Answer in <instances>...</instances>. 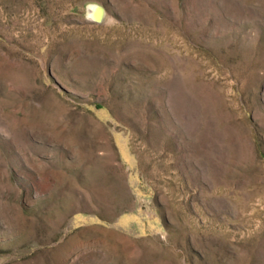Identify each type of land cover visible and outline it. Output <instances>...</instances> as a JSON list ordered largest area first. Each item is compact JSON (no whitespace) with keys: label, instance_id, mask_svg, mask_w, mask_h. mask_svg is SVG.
I'll return each mask as SVG.
<instances>
[{"label":"rangeland","instance_id":"1","mask_svg":"<svg viewBox=\"0 0 264 264\" xmlns=\"http://www.w3.org/2000/svg\"><path fill=\"white\" fill-rule=\"evenodd\" d=\"M0 264H264V0H0Z\"/></svg>","mask_w":264,"mask_h":264},{"label":"water","instance_id":"2","mask_svg":"<svg viewBox=\"0 0 264 264\" xmlns=\"http://www.w3.org/2000/svg\"><path fill=\"white\" fill-rule=\"evenodd\" d=\"M86 16L91 22L101 24L105 18V10L98 5H89L86 9Z\"/></svg>","mask_w":264,"mask_h":264},{"label":"bare ground","instance_id":"3","mask_svg":"<svg viewBox=\"0 0 264 264\" xmlns=\"http://www.w3.org/2000/svg\"><path fill=\"white\" fill-rule=\"evenodd\" d=\"M92 13V12H91Z\"/></svg>","mask_w":264,"mask_h":264}]
</instances>
